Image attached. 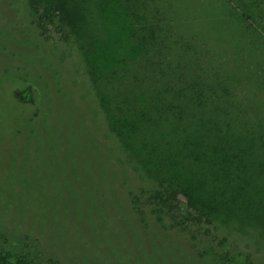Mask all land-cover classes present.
Returning <instances> with one entry per match:
<instances>
[{
	"label": "rangeland",
	"instance_id": "obj_1",
	"mask_svg": "<svg viewBox=\"0 0 264 264\" xmlns=\"http://www.w3.org/2000/svg\"><path fill=\"white\" fill-rule=\"evenodd\" d=\"M65 1L72 3L77 18L82 20L79 33L68 41L47 40L40 35L28 0H14L11 23L0 18V111L15 135L12 148L7 147L16 157V181L28 178L33 186L45 181L46 186H37V190H44L39 196L51 201L53 212V179L61 181L59 176L65 171L71 177L73 171V188L91 201L98 220L93 234L100 242H111L109 246L120 260L130 262L137 254L140 259L152 255L158 264H205L188 237L163 229L152 220L148 228L139 230L129 210L131 194L150 190L153 184L129 156L134 158L133 153L108 132L90 71L95 66L101 81L104 75L119 73L122 62L134 65L141 61L138 44L130 38V20L118 0ZM10 4L0 2L5 16ZM146 12L147 18L153 13L159 20L166 59L177 62L182 58L181 65L188 71L199 68L214 73L220 82L215 79L209 83L216 90L227 85L226 96L243 109L233 110L224 102V93L213 102V112L229 118L246 113L250 119L256 114L259 121L264 120V0H149L141 13ZM105 53L109 58L97 59ZM47 120L59 130L46 132ZM151 134L138 137L147 143L151 136L148 148L160 157L166 151L176 153L173 132L154 140ZM159 165L165 174L167 168ZM259 201L264 202V194ZM87 207L84 204L79 210L86 211ZM39 212L54 216V212ZM234 223L235 227L241 225L238 220ZM6 225L0 218V228ZM259 225L221 227L215 234L227 252L240 255L239 262L249 259L251 264H264V227L261 222Z\"/></svg>",
	"mask_w": 264,
	"mask_h": 264
},
{
	"label": "trees",
	"instance_id": "obj_2",
	"mask_svg": "<svg viewBox=\"0 0 264 264\" xmlns=\"http://www.w3.org/2000/svg\"><path fill=\"white\" fill-rule=\"evenodd\" d=\"M3 1L11 2V6L6 16L0 11V18L11 23L14 0ZM118 1L134 27L130 38L138 44L141 61L134 65L126 61L132 64L126 65L119 60L123 64L119 73L104 75L101 81L96 76L98 69L91 66L90 77L108 132L133 153L134 158L129 156L153 184L150 190L131 194L129 210L136 226L139 230L148 228L152 220L163 229L185 235L205 264H251L249 259L239 262L240 255L227 252L215 233L221 227L259 228L260 222L264 227V202L259 201L264 194V120L259 121L255 113L250 119L246 113L229 118L213 112V102L224 93V102L233 110L243 109L228 99L227 85L216 90L209 83L215 79L220 82L214 73L199 68L188 71L181 65L182 58L181 62L166 59L159 20L153 13L148 18L147 12L141 13L149 0ZM28 4L40 35L47 40L68 41L79 33L82 20L77 18L72 3L28 0ZM10 126L0 111V218L7 224L0 228V264H158L152 255L140 259L136 254L134 258L127 256L133 258L131 263L122 261L109 246L111 242L97 239L93 234L97 232V217L91 201L73 188V171L71 177L66 171L62 173L61 181L53 179L54 216L40 214L39 210L53 213L51 201L39 196L44 190H37L46 183L33 186L22 177L16 181V157L7 147L12 148L11 138L15 136ZM55 126L50 122L46 132L55 133L59 130ZM170 131L176 137L172 143L177 145L176 153L166 151L161 157L148 148L151 136L147 143L138 137L152 132L154 140ZM159 164L167 168L165 174ZM208 175L212 180L206 179ZM83 203L89 206L86 211L79 210ZM236 220L241 224L238 227L233 226Z\"/></svg>",
	"mask_w": 264,
	"mask_h": 264
}]
</instances>
